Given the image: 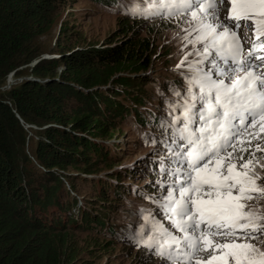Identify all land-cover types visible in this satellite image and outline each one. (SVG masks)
I'll list each match as a JSON object with an SVG mask.
<instances>
[{"label": "trees", "instance_id": "trees-1", "mask_svg": "<svg viewBox=\"0 0 264 264\" xmlns=\"http://www.w3.org/2000/svg\"><path fill=\"white\" fill-rule=\"evenodd\" d=\"M67 1L0 0V264H75L76 246L67 235L91 220L88 214L80 218V206L68 198L63 203L62 196L85 176H92L91 187L94 183L93 198L88 200L99 205L112 196L109 204L114 206L124 200L121 194L138 200L142 190L112 189L129 171L108 178L101 170L80 172L95 163L108 164L109 169L118 163L107 145L121 123L131 124L135 138L152 157H160L159 151L169 154L163 157L165 174L181 167L161 142L168 140L174 151L181 150L170 141L175 130L160 128L162 119H171L160 108L161 96L171 90L166 79L156 82L145 73L156 51L149 37L142 36L121 13L123 38L118 34L104 44L79 45V36L62 19ZM89 1L108 8L119 0ZM47 51L54 55L43 57ZM10 74L16 79L7 87ZM181 78H173V85L181 86ZM148 84L150 88L143 87ZM149 89L150 94L144 95ZM25 126L39 129L32 143ZM152 139L157 143H151ZM240 147L241 141L237 152ZM159 166L160 172L158 166L151 172L165 176ZM66 179L70 184L64 192L62 180ZM131 200H125L128 212L133 208ZM97 218L102 230L113 225L109 210L98 208ZM110 235L114 239L113 229L104 236ZM260 235L264 230L256 236ZM147 259L144 255L139 262Z\"/></svg>", "mask_w": 264, "mask_h": 264}, {"label": "snow or ice", "instance_id": "snow-or-ice-1", "mask_svg": "<svg viewBox=\"0 0 264 264\" xmlns=\"http://www.w3.org/2000/svg\"><path fill=\"white\" fill-rule=\"evenodd\" d=\"M227 2L230 8L223 19L219 5L225 0H144L143 7L137 5L132 9L142 12L145 18L190 15L189 27L197 33L201 44V49L194 53L201 60L188 65L189 73H182L189 85L180 116H172L167 121L162 119L160 124L162 130H175L170 141L181 149L176 152L168 140L161 141L176 158L173 162L181 165L175 169L177 179L160 199L145 194L146 199L153 200L165 212L169 223L166 226L157 220L149 209H139L138 214L146 223L151 221L149 239H144L143 232L133 236L134 243H143L150 254L161 258L162 264H178L181 257L191 260L209 247L213 254L205 264H264V252L250 244L235 240L222 245L214 242L216 236L231 239L237 231L248 234L245 230H249L256 234L264 230L259 226L262 222L259 214L246 210L240 202L256 189V174L248 176L237 172L232 175V165L228 166L226 177L219 169H209L211 158L218 156L240 135L236 131L238 126L247 127L246 121L254 124L257 118H264V0ZM249 21L253 37L245 55L234 29H239L242 22L248 27ZM188 55L186 52L177 68L186 62ZM204 60L212 64L207 71L199 67ZM193 88H198L199 92L193 93ZM175 94L181 95L179 91ZM197 117L195 122L199 126L193 128ZM145 142H148L147 137ZM151 143L157 141L152 139ZM160 159L163 167V158ZM239 167L246 170L249 165L242 163ZM204 187L217 190L216 198L209 195L205 199L204 195H198ZM234 189L237 195L233 194ZM216 249H222L219 255ZM195 264L202 262L198 259Z\"/></svg>", "mask_w": 264, "mask_h": 264}, {"label": "rangeland", "instance_id": "rangeland-1", "mask_svg": "<svg viewBox=\"0 0 264 264\" xmlns=\"http://www.w3.org/2000/svg\"><path fill=\"white\" fill-rule=\"evenodd\" d=\"M135 1V0H133ZM99 3H94L89 0H68L66 2L65 9L62 12V19L66 21L67 26L75 31L76 35L80 39L79 45L84 43H97L104 44L107 41H110L116 37L119 32V24L122 23L121 17V8L116 7L114 3L110 2L109 7L103 6ZM113 4V5H112ZM137 6V5H136ZM135 7V6H134ZM133 7V8H134ZM143 7V6H142ZM230 4L225 0V3L219 5L220 17L223 19L228 15V10ZM190 15H180L174 18H165L161 20H156L152 22L138 23V20L126 19L133 21L134 26L142 36H148L152 42L153 48H156L154 54L151 57L153 63L150 62L149 68L146 69L145 73L149 75L150 78L155 79L156 82H163L165 79L168 83L167 89L171 90V93H165L161 97L163 98V109L171 116H180L182 112V106L185 99L187 98V89L189 85L188 79L182 75V73H189L190 69L188 64L195 65V62L201 60L200 56L195 55V51L201 49V44L197 41V33L192 31V28L189 27ZM251 24V21L248 22ZM134 28V29H135ZM241 31L244 28L243 22L241 24ZM239 29H234L239 35ZM244 34L241 32V36ZM121 34L117 37L121 38ZM123 38V36H122ZM192 41V43H190ZM241 42V41H240ZM49 45L53 42L48 41ZM51 51L45 52L43 57H50ZM188 53L187 60L185 63L181 64L180 68H177L176 65L181 63L185 59V53ZM208 62L207 65L212 67L210 60H204ZM206 65V64H205ZM173 73H175L173 75ZM182 77L181 86L173 85V78ZM215 78V77H213ZM16 78L11 74L6 79V86L8 87L14 83ZM221 79H224L221 77ZM171 80V81H169ZM188 81V82H186ZM226 83L229 81L225 80ZM143 87L150 88L151 85H143ZM155 87V86H154ZM153 88V87H152ZM179 91L180 96H177L175 93ZM193 93H198V88L192 89ZM169 92V91H168ZM150 94V89L144 92V95L148 96ZM155 100V99H154ZM175 106V107H172ZM146 107V105H145ZM199 106H197L198 111ZM198 119L194 118L193 128L198 127L199 125L195 122ZM179 126V121H177ZM247 127L241 129L237 127L236 131L240 135L231 142L230 146L226 147L224 151L220 152L218 156L211 158L209 164V169H219V172L223 176H228V166L232 165V175H235L237 172H243L248 176H252L253 172L256 174L255 184L256 189L250 191L246 194V197L240 202L245 205L246 210L250 209L252 212L258 213L261 217L260 228L264 229V141L261 139V133L264 132V118H257L256 122L253 124L250 120L247 124ZM255 127H258V130H255ZM27 137H31L30 143L32 140H35L39 129L34 128L33 126H25ZM136 131L130 125L126 123H121V128L117 135L115 134L112 138L107 148L110 150L111 156L117 158V164L111 166L109 169L108 164L95 163L92 167L87 169V171H80L82 173H93L97 170H101L100 174L112 177L116 174H120L125 171H129L127 175L122 176L120 182L115 185V190L121 193V188L125 189L126 187L136 186L139 189H144L149 186L148 183H145L147 180V175H140L134 173L133 169L142 166V159L151 158V154L147 151L146 148L142 147V143L135 138ZM241 141V147L237 152L235 147L237 143ZM151 148V146H149ZM258 149V150H257ZM257 151V152H256ZM244 153L241 157L240 154ZM169 156L166 151H159L157 155ZM28 157H31V154L28 153ZM150 155V156H149ZM248 158V159H243ZM34 162L33 159L30 158ZM219 162V163H218ZM242 163H247L249 168L246 170L240 169ZM139 164V165H138ZM73 174L75 173L72 170ZM123 174V173H122ZM84 176V175H83ZM92 176H85L84 180L77 181L76 187L73 190H68L69 182L62 180L63 190L67 192V195L62 196L63 203L66 204V199L71 200L73 204L80 206V218L82 215L88 214L91 224L88 226H83L82 228L72 231L69 233L70 242L76 248L74 249V258L75 264H162L160 258H153L152 261H140L142 260V255L137 254L141 252L139 250H132L129 245L120 241L114 234V239L107 236L108 229L113 227V230H117L119 226L129 224L131 219L128 218V205L125 200L132 199L129 196L121 194L124 200L116 201V204L110 205L109 202L113 200L112 196L108 197L107 200H104L102 205H99L96 201H91L88 199L93 198V194L90 189L89 180ZM97 179L96 176H93ZM107 179L106 177H103ZM118 178V177H117ZM111 182V180H109ZM173 183L166 187L169 188ZM157 188V186H154ZM165 189V194L167 191ZM58 191V190H57ZM157 192V191H156ZM175 195H178V192H174ZM233 194L237 195L238 191L233 190ZM198 195H204V198L215 199L217 195V190L204 187L201 189V192ZM226 195V193H225ZM250 196L251 198H247ZM126 198V199H125ZM157 199V198H156ZM133 208L130 212H133L137 205L143 204L141 200H131ZM68 203V201H67ZM65 208V206L63 207ZM98 208H103L109 210V221L112 226H106L103 228L99 225L100 218H97ZM76 209V206H75ZM153 209V208H152ZM155 213V212H154ZM164 211L160 210L155 213L158 220L168 225V221L165 219ZM66 214V213H65ZM61 214L62 219H66V215ZM79 217L78 220L79 221ZM108 222L107 219H104L102 222ZM80 222V221H79ZM78 222V223H79ZM101 227V228H100ZM227 229H222L226 231ZM246 232L249 230H245ZM263 231V230H261ZM259 231V232H261ZM258 232V233H259ZM232 240H235L237 243H246L252 245L255 249H259L261 252H264V235L260 237L247 236L244 232L237 231L236 234L231 238H226L222 236H216L214 242L218 244L231 243ZM106 241V242H105ZM222 249H216V254L219 255ZM213 254V249L208 248L207 251H201L196 256H193L191 260H184L181 257L178 264H195L196 260H201L202 264H205L209 255Z\"/></svg>", "mask_w": 264, "mask_h": 264}, {"label": "clouds", "instance_id": "clouds-1", "mask_svg": "<svg viewBox=\"0 0 264 264\" xmlns=\"http://www.w3.org/2000/svg\"><path fill=\"white\" fill-rule=\"evenodd\" d=\"M121 13L124 14L129 19H132V20H144V19H142V17H139V16L129 17L122 10H121ZM139 18H141V19H139ZM153 21H156V20H153ZM145 22H152V21H145ZM241 32L244 34L243 36H241ZM238 36L239 37L241 36V45H242L243 54L246 55L248 53V51H249V48L251 47V41H252V37H253L251 25L248 24V27H244L242 29V31H241V28H240V32H239ZM247 43H248V45H247ZM257 55H260V53H257ZM161 106H162V103H160V108H161ZM161 110L163 111V109H161ZM164 114H167V112L163 113V115ZM155 160H157V157H155V158L151 157L149 159H142V161H141L142 162V166H140L138 168H134L133 171H134V173H138L139 176L140 175H144V174L147 175V177H146L147 180L145 181V183H148L149 186L145 187L143 190H147V191L156 190V191L160 192V191L164 190V186L161 187V185H164L168 181L167 179L171 178V175L170 174H166L168 176V178H166L163 175H160V177H159L158 175H156L153 172H151L152 168H155V165H153L151 163V161H155ZM159 163H156V164L160 165ZM154 186H157V188H154ZM126 188L123 189V190H126ZM134 188H135V190L139 189V187L131 186V187H128L129 192L130 193L133 192ZM112 189L115 190V185L114 184H113ZM155 198L160 199L161 197L157 196ZM138 200L143 201L144 202L143 203L144 206H148L149 209H152L151 201H153V200L149 201V200H145V199H140L139 197H138ZM137 207L138 206H136V208H135V210L133 212H128L129 213L128 218L131 219V222L129 224H125L126 225L125 228H128V230L131 233L130 235L132 237L134 236V232L133 231L136 229V227H137V225L139 223V217L136 214ZM153 209L154 210L152 212L153 213L155 212L156 214H157L158 211L161 210L159 207H154ZM104 227H106V225H104L103 228ZM111 231H112V228H109L108 229V233L110 234ZM113 234L117 238H119L120 241H122L125 244L129 245L132 250H139L140 249L141 252H138L137 254H141L143 257L145 255L146 257H148V260L152 261L153 258H158L156 255L150 254L149 253V249L146 248L145 246H143L142 243L137 245L136 243H134V240L133 241H127V240L125 241L124 238L121 235H119L118 229L117 230H113Z\"/></svg>", "mask_w": 264, "mask_h": 264}, {"label": "bare ground", "instance_id": "bare-ground-1", "mask_svg": "<svg viewBox=\"0 0 264 264\" xmlns=\"http://www.w3.org/2000/svg\"><path fill=\"white\" fill-rule=\"evenodd\" d=\"M139 19H141V18H139Z\"/></svg>", "mask_w": 264, "mask_h": 264}]
</instances>
